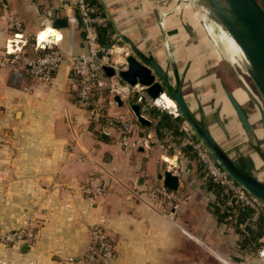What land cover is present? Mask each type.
I'll list each match as a JSON object with an SVG mask.
<instances>
[{"label":"crops","instance_id":"crops-1","mask_svg":"<svg viewBox=\"0 0 264 264\" xmlns=\"http://www.w3.org/2000/svg\"><path fill=\"white\" fill-rule=\"evenodd\" d=\"M97 2L114 40L113 59L122 62L126 47L131 53L129 41L154 59L166 71L169 89L181 87L189 109L216 142L264 182V102L245 61L200 21L199 7H190L187 0ZM75 14L74 0H0V59L14 39L15 20L29 43L45 24L39 39L48 33L64 53L85 52ZM56 18H66L67 27H53ZM68 74L64 62L46 84L19 79L10 67H0V235L32 217L39 223L33 247L0 244V264H72L87 248L93 225L113 240L109 264H264L256 248L241 245L243 230L254 228L256 217L237 222L233 211L219 219L214 212L219 189L190 149L181 148L183 138L160 139L154 126H139V133L152 136L148 151L123 149L114 131L99 138ZM227 91L247 115L253 140ZM122 100L119 106L108 99L107 111L132 117L129 97ZM163 163L179 176L176 206L161 201L153 189L163 185L158 179ZM97 178L107 191L91 197L82 187Z\"/></svg>","mask_w":264,"mask_h":264},{"label":"built area","instance_id":"built-area-1","mask_svg":"<svg viewBox=\"0 0 264 264\" xmlns=\"http://www.w3.org/2000/svg\"><path fill=\"white\" fill-rule=\"evenodd\" d=\"M194 3V2H193ZM197 7V3H195ZM75 16L80 23L83 33L86 51L78 54L64 53L57 45L52 35L39 39L41 33L46 29L44 24L36 33L35 39L29 43L19 32L22 31L21 23L13 21L16 33L14 39L8 40L4 47L3 58L0 59V67H10L19 79L28 78L35 82L52 83L55 74L62 63L67 62L70 88L74 90L79 103L87 109L88 123L101 135H111L112 131L118 134L117 139L120 147L127 150L142 148L148 151L151 148L152 136L150 133H139V125L132 116H113L108 111H103L99 105V98L103 91L111 93L110 105H116L113 100L115 94L122 98L131 96L142 110L157 108L169 113L172 117L181 116L176 104L173 108L164 107L161 93L152 98L146 88L140 84L125 85L122 83L118 72L124 69L125 58L128 48L122 54V62H116L112 55L114 46L103 45L99 40V28L108 23L107 16L101 7L89 3L87 0H74ZM200 9V8H199ZM201 10V9H200ZM49 24L52 19H45ZM206 17L202 15L203 24ZM161 24V21H159ZM105 66H111L114 75L107 76ZM123 87L127 91L123 92ZM171 98L168 94H166ZM183 132V143L188 145L198 163L201 165L205 177L214 185L228 194L231 202L244 208L252 209L256 214L264 216V203L247 192L238 184L214 159L203 142L195 135L193 129L186 120L180 124ZM175 167L176 164H175ZM97 182L89 179L82 187V191L91 197L102 196L107 191V186L99 178ZM153 189L161 201L177 205L179 198L174 191L168 190L163 185L155 186ZM90 246L81 258V264H109L114 256V243L105 233L101 226L89 227ZM264 232L260 238L263 246L258 250L260 258L264 259ZM10 245H26L29 248L36 243V233L32 226V219H28L24 226L8 232L1 238Z\"/></svg>","mask_w":264,"mask_h":264},{"label":"water","instance_id":"water-1","mask_svg":"<svg viewBox=\"0 0 264 264\" xmlns=\"http://www.w3.org/2000/svg\"><path fill=\"white\" fill-rule=\"evenodd\" d=\"M195 1L212 21L227 31L238 45L246 63V71L264 102V9L262 6L257 0ZM67 25L66 18H56L52 22V26L56 28H66ZM128 43L131 53L129 52L125 58L124 69L118 72L122 83L130 86L140 84L146 88V92L152 98L158 97L163 92L168 94L175 102L180 115L189 123L195 135L207 147L217 163L247 192L264 203V182L243 166L238 165L216 142L207 127L198 121L189 109L183 98L181 87H177L175 90L169 89L166 71L154 59L141 52L132 42ZM104 71L107 76H112L115 73L111 66H105ZM126 91L127 88L123 87V92ZM226 95L247 137L253 140L254 131L247 115L230 92L227 91ZM128 97L129 109L138 125L148 129L152 128L154 122L131 96ZM113 100L117 105H123L122 96L119 94H115ZM256 103L261 109L259 103L257 101ZM262 117L264 118L263 114ZM158 179L168 190H177L179 176L166 169L165 163L161 166ZM207 188L211 190L212 186L209 185Z\"/></svg>","mask_w":264,"mask_h":264},{"label":"trees","instance_id":"trees-1","mask_svg":"<svg viewBox=\"0 0 264 264\" xmlns=\"http://www.w3.org/2000/svg\"><path fill=\"white\" fill-rule=\"evenodd\" d=\"M89 3L93 5H97L99 7L100 4L97 2V0H87ZM109 27V24L107 23L105 26H101L99 28V40L100 43L103 45H111L114 40L110 37L107 28ZM105 111V109H103ZM144 113L151 119L155 121V125L153 127L156 136L160 139L165 138L167 135H174L179 138H183V132L180 130V124L184 120L182 116L178 117H172L169 113H167L164 110H160L157 108H150L145 109ZM95 133L99 134L96 130ZM101 135V134H99ZM99 138L104 139L105 136L101 135ZM182 149H190L191 148L188 145L181 146ZM193 153V152H192ZM194 154V153H193ZM195 156V154H194ZM211 183V182H210ZM212 184V183H211ZM214 185V184H213ZM218 187V186H217ZM219 194L217 196L218 202L214 205V212L218 215L220 220H223L225 218H228V215L232 214L233 211H236L238 214V221L245 220V218H254L255 220V227H246L244 231V235L241 239V245L243 247L246 246H253L254 248L259 250L260 247H262V242H259V239L262 237L263 234V224H264V216L261 214H256L252 209L244 208L240 205H237L230 200V197L228 194L224 193L221 188H219Z\"/></svg>","mask_w":264,"mask_h":264},{"label":"rangeland","instance_id":"rangeland-1","mask_svg":"<svg viewBox=\"0 0 264 264\" xmlns=\"http://www.w3.org/2000/svg\"><path fill=\"white\" fill-rule=\"evenodd\" d=\"M188 2L187 3H189V5H190V7H191V5H193V7H195L196 5H195V3H196V1L195 0H187ZM258 1V3L262 6V8L264 9V0H257ZM194 2V3H193ZM197 7V6H196ZM200 8V7H199ZM201 9V8H200ZM200 14H199V16H198V18L200 19V21H201V18H202V15H204L205 17H206V20H208V19H210V21H212L211 20V18L201 9L200 11ZM209 21V22H210ZM208 21H206V23H209ZM209 26H211L212 28H213V30L214 31H217L215 28H214V26H213V24L210 22V24H209ZM225 45V44H224ZM226 46V45H225ZM120 55H121V53H120ZM124 67H125V65H124ZM258 92V91H257ZM259 94V93H258ZM260 96V95H259ZM101 97H106V100H102L101 99V102H99V105H101V106H103V109H105V111H107V100L108 99H111L110 97H111V93L108 91V90H105V91H103L102 92V94H101ZM97 136V135H96ZM32 219V226L34 227V231H35V233H36V242H37V238H38V230H39V223L37 222V220H36V218H34V217H32L31 218ZM25 225V224H24ZM93 226H98V225H93ZM91 227V226H90ZM103 230L105 231V229L103 228ZM12 230H10V231H8V232H11ZM8 232H5L4 234H1L0 235V244H2V245H4V246H12V245H10L9 243H7V242H4L1 238L4 236V235H6ZM105 233H106V231H105ZM107 234V233H106ZM88 237H89V243H88V246H87V248L85 249V251L82 253V255L77 259V260H75V262L74 263H72V264H81V258L83 257V255L87 252V250H88V248H89V246H90V236H89V228H88ZM112 239V238H111ZM113 241V240H112ZM36 244V243H35Z\"/></svg>","mask_w":264,"mask_h":264},{"label":"bare ground","instance_id":"bare-ground-1","mask_svg":"<svg viewBox=\"0 0 264 264\" xmlns=\"http://www.w3.org/2000/svg\"><path fill=\"white\" fill-rule=\"evenodd\" d=\"M211 23L213 24L214 28L217 30L216 33H218V36L221 39V41L223 43H225L226 46L231 51V54L234 57L239 56L241 59L244 60L240 48L235 43L233 38L227 33V31L224 30L219 24L215 23L214 21H211ZM47 35H48V33L43 34V36H47ZM161 97H162L161 99H163L162 103H163L164 107H167V108L175 107V102L171 98H169L166 94H162Z\"/></svg>","mask_w":264,"mask_h":264}]
</instances>
